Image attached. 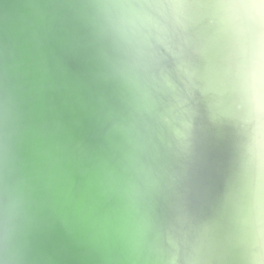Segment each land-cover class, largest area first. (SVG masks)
I'll list each match as a JSON object with an SVG mask.
<instances>
[{
	"label": "water",
	"instance_id": "95a60500",
	"mask_svg": "<svg viewBox=\"0 0 264 264\" xmlns=\"http://www.w3.org/2000/svg\"><path fill=\"white\" fill-rule=\"evenodd\" d=\"M239 2L0 0V264H264V9Z\"/></svg>",
	"mask_w": 264,
	"mask_h": 264
},
{
	"label": "clouds",
	"instance_id": "9594fccd",
	"mask_svg": "<svg viewBox=\"0 0 264 264\" xmlns=\"http://www.w3.org/2000/svg\"><path fill=\"white\" fill-rule=\"evenodd\" d=\"M233 6L237 7V8H256V7H259L261 9H264V0H260L258 5L254 4V3L243 2V0H241V2H239ZM113 7L116 9L117 15H119L120 10H122L128 6L120 4V5H114ZM126 43H128L130 45H135V44H138L139 41L133 37H129L126 40ZM260 78L261 77L258 73V77H257L258 82H259ZM2 212H3V217H4L7 232L9 234V236H11L12 233L15 231L16 223H17L18 219L20 218V216L22 214V206H21L20 198L17 195V193L15 192V190L12 188L6 189Z\"/></svg>",
	"mask_w": 264,
	"mask_h": 264
}]
</instances>
